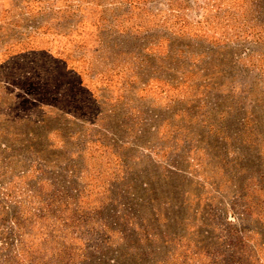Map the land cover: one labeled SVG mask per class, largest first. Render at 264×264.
I'll return each mask as SVG.
<instances>
[{
    "label": "rangeland",
    "instance_id": "1",
    "mask_svg": "<svg viewBox=\"0 0 264 264\" xmlns=\"http://www.w3.org/2000/svg\"><path fill=\"white\" fill-rule=\"evenodd\" d=\"M0 264H264V0H0Z\"/></svg>",
    "mask_w": 264,
    "mask_h": 264
}]
</instances>
